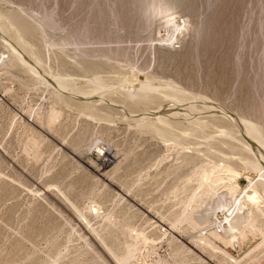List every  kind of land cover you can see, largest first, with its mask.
<instances>
[{
  "label": "rangeland",
  "instance_id": "obj_1",
  "mask_svg": "<svg viewBox=\"0 0 264 264\" xmlns=\"http://www.w3.org/2000/svg\"><path fill=\"white\" fill-rule=\"evenodd\" d=\"M250 130L264 154V0H0V264H264ZM230 208L238 262L202 244Z\"/></svg>",
  "mask_w": 264,
  "mask_h": 264
},
{
  "label": "bare ground",
  "instance_id": "obj_2",
  "mask_svg": "<svg viewBox=\"0 0 264 264\" xmlns=\"http://www.w3.org/2000/svg\"><path fill=\"white\" fill-rule=\"evenodd\" d=\"M33 72H35V71H33ZM63 86H65V85H63ZM62 86V87H63ZM64 88V87H63ZM119 90H121V89H119ZM126 90V92H124V90H123V93H121V96H122V98H124V99H129V100H131L132 102H134V103H139V104H141V105H143V104H148L149 105V103H151V99H150V97L148 98V100L147 99H145L144 97H143V90L142 89H134V88H128V89H125ZM129 90V91H128ZM109 93V92H108ZM111 93V92H110ZM118 93V92H117ZM85 94H86V92H85ZM111 94H113L114 95V93H111ZM165 94V93H164ZM120 95V94H119ZM174 95V94H173ZM176 96V95H175ZM150 99V100H149ZM179 99L180 98H178V101H179ZM180 100H182V99H180ZM147 105V106H148ZM151 105H153V104H151ZM144 106V105H143ZM144 107H146V106H144ZM148 107H150V105L148 106ZM169 107V106H168ZM153 108V107H152ZM189 108V107H188ZM186 109V108H185ZM149 110V109H148ZM151 110V109H150ZM162 111H160V113H161V115L162 114H164V113H166V112H164V109H161ZM177 110V109H176ZM180 110H182V109H180ZM184 110V109H183ZM154 111H156L157 113H159V111H158V108H156V110H154ZM190 111V110H189ZM215 111V110H214ZM164 112V113H163ZM147 113V112H146ZM173 113V112H172ZM173 114H175V113H173ZM172 114V115H173ZM160 115V116H161ZM176 115V114H175ZM186 115V114H185ZM159 116V115H158ZM157 116V117H158ZM166 117L167 116H169V115H165ZM210 116V115H209ZM166 117H164V118H166ZM171 117V116H170ZM176 117V116H175ZM174 117V118H175ZM160 118V117H159ZM158 118V119H159ZM163 118V117H162ZM167 118H169V117H167ZM225 118V117H224ZM157 119V118H156ZM170 119V118H169ZM168 120V119H167ZM196 120V119H195ZM169 122H170V120H168ZM168 121H165L164 122V119H160V123H159V121H158V123H157V125L156 126H151V125H144V123H145V121L143 122V123H141V124H139L140 125V127L141 128H145V129H147V130H150V131H152L153 133H156L158 136H160V137H163V138H166V136L168 137V134H170V128H172V126H171V123H168ZM194 121V120H193ZM164 122V123H163ZM195 123H196V121H194ZM194 124V123H193ZM173 129V128H172ZM241 129H244V128H241ZM242 131V130H241ZM244 131H245V129H244ZM247 132H249V130H246ZM256 131V130H255ZM255 131H252V130H250V135H254V136H251L252 138L254 137V139H255V142H256V144H257V147H259L258 148V151H259V149L261 148L260 146H258V141H261V139L259 138V136H257V132H255ZM172 132V131H171ZM243 132V131H242ZM241 132V133H242ZM240 133V134H241ZM244 133H246V132H244ZM243 134V133H242ZM247 135H248V133H247ZM245 136H246V134H245ZM196 137V136H195ZM248 137V136H247ZM250 137V138H251ZM252 138H251V140H252ZM254 141V140H253ZM261 143H262V141H261ZM256 146V145H255ZM256 148V147H255ZM249 149V148H248ZM252 150V149H251ZM257 150V149H256ZM261 150V149H260ZM263 151V150H262ZM261 151V152H262ZM251 152V151H250ZM260 151H259V156H260V158H262V159H264V154L263 153H261ZM254 154V153H253ZM256 160H258V159H256ZM257 162V161H256ZM260 162V161H259ZM249 163V162H248ZM231 179V178H230ZM251 185H252V187H250V188H248V189H246V191H245V193L243 194L244 195V198H246L247 200H249V201H251V202H253V203H260L259 202V200H260V196H259V188H257V186H256V184H254V179H251ZM262 189H263V191H264V184H263V187H262ZM222 204V205H221ZM220 205H216V206H211L210 208H215V209H213V212H215V211H217V210H219V209H226V208H228L227 207V205L225 204V202H222ZM92 205V204H91ZM92 210H91V213H92V211H93V213H95V214H98V211H100V209H97V208H91ZM89 211V210H88ZM221 211V210H220ZM224 211V210H223ZM92 213V214H93ZM228 213H230V214H228ZM94 215V214H93ZM84 216V215H83ZM98 217H100V215L98 214ZM110 217V216H109ZM210 217V215H207L206 213H203L202 214V219H204V224L206 223V224H210V225H212V221H211V219L209 218ZM222 217H224V219H222L223 220V223H224V231H226V233L225 234H219V233H217V231H211L210 233H211V235H208L209 236V238H210V240H205V241H203L202 242V244H204V246L205 247H207L208 249H213V250H211V251H218V252H223V254H226L228 257H230L232 260H234V261H236V262H238L228 251L230 250V249H234V247H235V245H236V241H241V240H243L245 237H246V235L249 233V231H251V229L250 228H245V227H240V223L241 222H243V220H244V216H243V214L242 215H237L234 211H232L231 210V208L230 209H228L227 211H226V213L222 216ZM110 219V218H109ZM246 221H248V219H246ZM219 223V222H218ZM247 223H249V222H247ZM245 224V223H244ZM251 223H249V225H250ZM222 226H223V224H222ZM245 230H247V232H245ZM145 240V239H144ZM146 244V243H145ZM132 245V244H131ZM131 245H127V248H126V250L123 252V255L122 256H120L119 258H116V261H117V263L118 264H128L132 259L134 260L135 259V250L133 249V246H131ZM238 245V244H237ZM134 246H135V244H134ZM202 246V245H201ZM136 248H137V246H136ZM206 248V249H207ZM202 250V249H201ZM214 253V252H213ZM223 256V255H222ZM179 257V256H178ZM217 257V256H216ZM229 259V258H228ZM132 260V261H133ZM177 260V259H176ZM200 261V260H199ZM229 261H230V259H229ZM156 262V261H155ZM225 262V261H224ZM232 262V261H231ZM145 263V262H144ZM223 263V262H222ZM132 264V263H131ZM135 264V263H134ZM226 264V263H225ZM231 264V263H230Z\"/></svg>",
  "mask_w": 264,
  "mask_h": 264
},
{
  "label": "water",
  "instance_id": "obj_3",
  "mask_svg": "<svg viewBox=\"0 0 264 264\" xmlns=\"http://www.w3.org/2000/svg\"><path fill=\"white\" fill-rule=\"evenodd\" d=\"M139 80H141V77H139ZM248 141V140H247Z\"/></svg>",
  "mask_w": 264,
  "mask_h": 264
}]
</instances>
